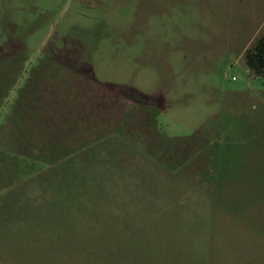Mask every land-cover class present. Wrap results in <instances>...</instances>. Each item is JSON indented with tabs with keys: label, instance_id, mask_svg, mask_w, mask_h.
<instances>
[{
	"label": "rangeland",
	"instance_id": "374dc122",
	"mask_svg": "<svg viewBox=\"0 0 264 264\" xmlns=\"http://www.w3.org/2000/svg\"><path fill=\"white\" fill-rule=\"evenodd\" d=\"M263 29L264 0H0V264H264Z\"/></svg>",
	"mask_w": 264,
	"mask_h": 264
},
{
	"label": "trees",
	"instance_id": "16d2710c",
	"mask_svg": "<svg viewBox=\"0 0 264 264\" xmlns=\"http://www.w3.org/2000/svg\"><path fill=\"white\" fill-rule=\"evenodd\" d=\"M245 61L248 69L256 77L264 79V29L262 33L257 37L253 46L246 50ZM112 156H115L116 159L119 157L118 155ZM171 189L173 190L175 189V187L172 186ZM166 196V201H168L169 204H185L186 199L178 198L180 196L173 197V195L171 194H166Z\"/></svg>",
	"mask_w": 264,
	"mask_h": 264
}]
</instances>
